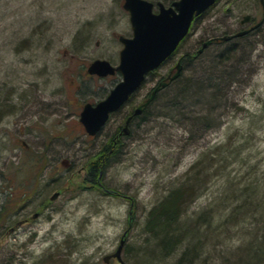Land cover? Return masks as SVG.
Segmentation results:
<instances>
[{
	"label": "rangeland",
	"instance_id": "1",
	"mask_svg": "<svg viewBox=\"0 0 264 264\" xmlns=\"http://www.w3.org/2000/svg\"><path fill=\"white\" fill-rule=\"evenodd\" d=\"M148 1L157 12L155 3L173 0ZM122 4L0 0V264H105L123 234L125 264L244 261L257 225L241 221L239 211L229 214L239 197H254L264 186V21L245 39L202 45L250 29L262 17L260 2L217 0L128 105L90 137L79 113L85 103L104 98L120 77L91 76L87 67L96 59L118 64L117 38L132 34ZM245 15L250 18L242 24ZM227 48L235 50V61L248 62L226 101L206 103L203 85L193 101L174 106V80L128 134L118 135L125 114L178 62L181 80L200 78L201 69ZM178 187L186 192L174 224L180 244L160 260L146 221ZM263 235L260 230L256 240L264 242Z\"/></svg>",
	"mask_w": 264,
	"mask_h": 264
},
{
	"label": "water",
	"instance_id": "2",
	"mask_svg": "<svg viewBox=\"0 0 264 264\" xmlns=\"http://www.w3.org/2000/svg\"><path fill=\"white\" fill-rule=\"evenodd\" d=\"M216 0H176L169 6L157 2L158 11L153 12V3L147 0H123L122 7L128 13L131 26V36H118L122 48L118 55L116 66L107 60L96 59L90 63L87 73L105 77L119 73L120 80L114 85L102 100L94 105L85 104L79 114V122L88 135L99 132L110 115L120 109L130 96L142 85L147 75L158 69L159 66L175 51L179 43L187 35L192 21L210 8ZM263 9L262 19L250 29L239 31L233 35L222 36L214 40L229 41L246 35L258 28L264 20V0H259ZM250 16L245 15L241 23L248 22ZM212 40L203 43L202 48ZM182 65H175V72L168 76L166 81H159L152 89L149 97L140 106L135 108L133 116L140 115L144 108L152 102L155 95L166 88L180 76ZM128 117L123 127V133L128 134ZM57 193L51 196L55 199ZM124 246L122 239L114 253L103 258L108 263L110 258H115L119 264H125L121 258Z\"/></svg>",
	"mask_w": 264,
	"mask_h": 264
},
{
	"label": "trees",
	"instance_id": "3",
	"mask_svg": "<svg viewBox=\"0 0 264 264\" xmlns=\"http://www.w3.org/2000/svg\"><path fill=\"white\" fill-rule=\"evenodd\" d=\"M246 37L247 36L245 35L238 39L242 40ZM233 53H235L234 49H225L223 53H220L214 59L211 66L201 69L203 74L200 78H188L186 80H181V76H179L174 82V85L176 84L178 86L176 88V99L173 101V105L177 106L178 100L183 105L193 101V98L196 96L195 91L201 90L203 85L204 87L206 85L207 86L205 87L206 90L203 91V94H200V97H203V100L206 103L211 101L220 102V100L224 99L226 101L230 88L232 84H235V80L238 75L246 72V70H243V67L245 62H248L246 59L243 64L240 63V61H235ZM208 88L209 90L212 88L213 92H210ZM200 92L202 93V91ZM157 97L158 93L155 95L152 102L155 101ZM198 119L199 117H197V120ZM197 122L203 123V120H199ZM36 159V162H38L40 160L39 156H37ZM96 167V165L93 166V169L91 170L93 176H96L97 174ZM261 183L264 185V178ZM191 185L190 187H192ZM262 187L263 188L257 187L255 189L256 195L254 197H245L244 194V197H239V205L237 208H234V211H231V214H229L230 216H233L237 211H239L240 213L237 212V217L241 214L240 217H242V219L239 218L241 221L250 222L249 225H251V227L256 224L257 228L255 229L254 234H252L255 240L258 237V232L260 230H264V186ZM183 190L184 189L181 187L170 190L168 196L164 197L163 200H161L157 206L149 212L147 217L146 230L149 231V233H151L153 238L156 240L157 247L159 248V254L161 255V258H158L160 260L164 258V255L166 256L172 253L173 250L180 244V240L174 232V224L179 221L182 215L181 210L183 207L181 203L184 199V195L186 194ZM249 216L251 218H249ZM255 234L257 235L256 237ZM254 238H251L250 244L247 245L246 252L241 256V258L243 257L241 260L244 259V261H236L237 264H264V242H261V240L260 242L257 240L253 241ZM261 239H264V235Z\"/></svg>",
	"mask_w": 264,
	"mask_h": 264
},
{
	"label": "flooded vegetation",
	"instance_id": "4",
	"mask_svg": "<svg viewBox=\"0 0 264 264\" xmlns=\"http://www.w3.org/2000/svg\"><path fill=\"white\" fill-rule=\"evenodd\" d=\"M261 9H262V7H261ZM261 18H262V17H261ZM245 29H247V28H244L243 30H245ZM211 39H214V37L211 38ZM212 42H214V41H212ZM178 61H179V60H178ZM172 73H173V72L170 70V71L168 72L167 76L165 77V80H167L168 76L172 75ZM91 76H96V75H91ZM117 76H118V75H117ZM97 77H99V76H97ZM99 78H103V77H99ZM114 85H115V84H114ZM114 85H113V86H114ZM102 99H103V98H102ZM102 99H100V100H102ZM100 100H98V101H100ZM98 101H97V102H98ZM97 102H93V103L87 102V103L94 105V104L97 103ZM128 102H129V100H128L123 106H125L126 104L128 105ZM87 103H85V104H87ZM85 104H84V105H85ZM84 105H83V106H84ZM127 105H126V106H127ZM140 105H141V104H140ZM140 105H139V106H140ZM123 106H122V107H123ZM122 107H121V108H122ZM82 108H83V107H82ZM121 108H120V109H121ZM120 109H118V110H120ZM81 110H82V109H81ZM118 110H117V111H118ZM134 110H135V108H134L132 111H128L129 113L125 114V115H126V117H125V121H126V119H127L128 117H131V119H130V121H129V123H128V128H129V126L134 122V120L137 119L138 117H140V115H141V114H140V115H137V116H133L132 114H133ZM117 111H116V112H117ZM143 111H144V109H143ZM143 111H142V112H143ZM116 112L112 113V114L110 115L109 119H110L111 116H112L113 114H115ZM108 121H109V120H108ZM125 121H124V124H125ZM122 129H123V127H117V130H118L117 133H118V135H122V132H123ZM100 131H101V130H100ZM128 133H129V132H128ZM89 136L92 137L91 135H89ZM93 136H94V135H93ZM92 169H93V167L90 169V173H92V172H91ZM92 174H93V173H92ZM92 176H93V175H91V177H92ZM35 217H36V216H35ZM111 260H115V259H111Z\"/></svg>",
	"mask_w": 264,
	"mask_h": 264
},
{
	"label": "bare ground",
	"instance_id": "5",
	"mask_svg": "<svg viewBox=\"0 0 264 264\" xmlns=\"http://www.w3.org/2000/svg\"><path fill=\"white\" fill-rule=\"evenodd\" d=\"M208 40H212V39L210 38V39H208ZM208 40H206L205 42H207ZM205 42H203V43H205ZM209 45H210V44H208L206 47H208ZM206 47H205V48H206ZM122 239L124 240V245H125V235H124V234H123L122 238L120 239V241H121ZM120 241H119V243H120ZM118 245H119V244H118ZM117 247H118V246H117ZM116 249H117V248H116Z\"/></svg>",
	"mask_w": 264,
	"mask_h": 264
}]
</instances>
